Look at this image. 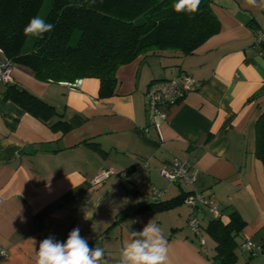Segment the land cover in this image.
<instances>
[{
    "label": "crops",
    "instance_id": "obj_1",
    "mask_svg": "<svg viewBox=\"0 0 264 264\" xmlns=\"http://www.w3.org/2000/svg\"><path fill=\"white\" fill-rule=\"evenodd\" d=\"M220 32L189 56L169 53L138 57L116 72L115 95L98 99L99 83L40 82L22 66L10 67L11 84L53 107L69 125L53 131L15 104L3 100L0 84V264H35L49 236L66 241L76 227L90 248L104 249L117 264L130 233L152 220L167 240V264H215V243L205 232L214 219L203 210L204 245L190 234V209L135 212L149 194L135 187L146 179L167 202L195 190L222 212H236L245 227L236 237L235 264H264L243 245L264 241V164L255 153V123L264 114V0H210ZM4 57L0 52V64ZM187 74L198 89L163 108L157 128L147 121L146 91L153 81ZM184 161L198 174L192 188L170 184L159 169ZM148 162L147 168L143 164ZM111 174L99 185L93 179ZM128 175L127 179L120 177ZM90 218V219H86Z\"/></svg>",
    "mask_w": 264,
    "mask_h": 264
},
{
    "label": "trees",
    "instance_id": "obj_2",
    "mask_svg": "<svg viewBox=\"0 0 264 264\" xmlns=\"http://www.w3.org/2000/svg\"><path fill=\"white\" fill-rule=\"evenodd\" d=\"M44 2L0 0V52L4 60L11 66L29 69L40 82L74 85L83 79L97 80L98 99L115 95L116 72L120 67L138 57L163 53L189 56L221 29L210 0H201L194 16L175 12V0H52L44 19L55 25L53 31L35 37L31 47L26 48L29 36L24 35L23 29L32 17L39 15ZM261 45L264 47V43ZM179 76L191 78L187 74ZM191 79L196 91L199 84ZM5 85L3 100L53 131L69 130L63 120L51 122L54 117L61 118L53 107L11 82ZM254 129L256 157L264 164V114L258 117ZM189 193L167 202H151L149 196V204L135 212L170 210L183 203ZM219 213L205 228L215 243L212 262L235 264V239L245 222L236 212H231L229 220L223 222L222 212ZM259 248V255H264V241Z\"/></svg>",
    "mask_w": 264,
    "mask_h": 264
},
{
    "label": "built area",
    "instance_id": "obj_3",
    "mask_svg": "<svg viewBox=\"0 0 264 264\" xmlns=\"http://www.w3.org/2000/svg\"><path fill=\"white\" fill-rule=\"evenodd\" d=\"M256 44L264 43V33L256 34ZM10 67L5 60L0 64V84H8L10 79ZM195 91V82L187 76H179L170 80L152 82L146 91L145 112L148 123L157 128V121L163 120L162 109L173 106L181 102L184 97ZM148 162L143 164V168H147ZM159 177L170 184H178L188 188H192L196 181L198 174L192 171L189 166L180 159H174L167 166H162L159 169ZM111 174L110 171L100 172L92 181L93 185H99L105 181ZM122 179H127L126 173H121ZM135 187L141 186L150 196L151 202H158L162 200L163 193L152 186L147 180L135 179ZM183 204L190 209V214L187 219V227L194 237L199 240L201 245H204L202 235L200 217L203 210H208L213 217L220 215L217 206L206 196L201 193L191 190L184 198ZM243 248L249 253L251 257L260 254L261 249L250 241H246ZM0 258L6 260L8 254L4 250H0Z\"/></svg>",
    "mask_w": 264,
    "mask_h": 264
},
{
    "label": "clouds",
    "instance_id": "obj_4",
    "mask_svg": "<svg viewBox=\"0 0 264 264\" xmlns=\"http://www.w3.org/2000/svg\"><path fill=\"white\" fill-rule=\"evenodd\" d=\"M258 0H246L247 5L257 6ZM201 0H175L173 9L177 13L195 15ZM260 6L264 7V4ZM55 25L46 22L39 15L32 17L24 27L25 36L43 37L53 31ZM90 219V218H86ZM168 248L163 231L152 220L139 232H131L120 252L117 264H167ZM35 264H108L104 249L90 248L80 235L79 227L68 234L66 241H57L49 236L42 240L36 253Z\"/></svg>",
    "mask_w": 264,
    "mask_h": 264
},
{
    "label": "rangeland",
    "instance_id": "obj_5",
    "mask_svg": "<svg viewBox=\"0 0 264 264\" xmlns=\"http://www.w3.org/2000/svg\"><path fill=\"white\" fill-rule=\"evenodd\" d=\"M51 1H52V0H45V2H44V4H43V7H42V9H41V11H40V13H39V16H40L41 18L44 19V16H45L47 10H48L49 7H50V3H51ZM34 38H35V37H33V36H29L28 41H27V43H26V48H30V47H31V44H32Z\"/></svg>",
    "mask_w": 264,
    "mask_h": 264
}]
</instances>
